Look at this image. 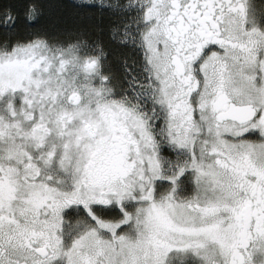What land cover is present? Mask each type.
<instances>
[{
    "label": "snow or ice",
    "instance_id": "1",
    "mask_svg": "<svg viewBox=\"0 0 264 264\" xmlns=\"http://www.w3.org/2000/svg\"><path fill=\"white\" fill-rule=\"evenodd\" d=\"M0 264H264V0H0Z\"/></svg>",
    "mask_w": 264,
    "mask_h": 264
}]
</instances>
